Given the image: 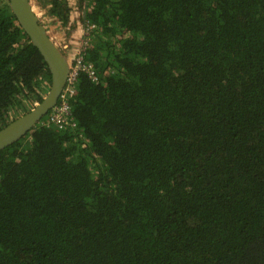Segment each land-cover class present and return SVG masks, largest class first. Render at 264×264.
Wrapping results in <instances>:
<instances>
[{"label":"trees","instance_id":"1","mask_svg":"<svg viewBox=\"0 0 264 264\" xmlns=\"http://www.w3.org/2000/svg\"><path fill=\"white\" fill-rule=\"evenodd\" d=\"M33 2L97 79L0 151V264H264V0ZM51 83L0 0V129Z\"/></svg>","mask_w":264,"mask_h":264},{"label":"water","instance_id":"2","mask_svg":"<svg viewBox=\"0 0 264 264\" xmlns=\"http://www.w3.org/2000/svg\"><path fill=\"white\" fill-rule=\"evenodd\" d=\"M8 1L19 24L47 62L52 83L40 103L0 129V151L27 135L56 106L78 52L76 45L80 42L77 40L83 33V23L79 19L78 28L73 33L77 40L72 41L71 37L64 39L62 33L54 35L52 30L55 28H48L40 21L33 0Z\"/></svg>","mask_w":264,"mask_h":264},{"label":"built area","instance_id":"3","mask_svg":"<svg viewBox=\"0 0 264 264\" xmlns=\"http://www.w3.org/2000/svg\"><path fill=\"white\" fill-rule=\"evenodd\" d=\"M83 33L78 45V52L73 62L71 70L68 75V79L62 94L59 97L56 106L43 117L40 124L47 126H55L58 129L64 128L65 124L70 120V114L72 113L71 107L67 101L70 95L76 93L77 81L82 71L88 72L93 79H97L92 64L85 62V49L87 43L90 41V37L96 28V25L87 21L84 17L83 21ZM67 46V45H66ZM89 75V76H90Z\"/></svg>","mask_w":264,"mask_h":264},{"label":"crops","instance_id":"4","mask_svg":"<svg viewBox=\"0 0 264 264\" xmlns=\"http://www.w3.org/2000/svg\"><path fill=\"white\" fill-rule=\"evenodd\" d=\"M82 16H83V13L81 14V17H82ZM82 18H83V17H82ZM80 19H81V18H80ZM54 28H55V30H54V31L52 30V32H53L54 35H57V34L60 32V30L57 29L56 27H54ZM61 33H62V32H60L59 34H61ZM74 40H75V39L72 38V41H74Z\"/></svg>","mask_w":264,"mask_h":264},{"label":"flooded vegetation","instance_id":"5","mask_svg":"<svg viewBox=\"0 0 264 264\" xmlns=\"http://www.w3.org/2000/svg\"><path fill=\"white\" fill-rule=\"evenodd\" d=\"M19 114H21V115H22V111H19Z\"/></svg>","mask_w":264,"mask_h":264}]
</instances>
